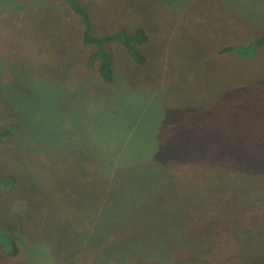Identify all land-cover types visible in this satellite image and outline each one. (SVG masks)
Returning <instances> with one entry per match:
<instances>
[{
  "label": "rangeland",
  "instance_id": "1",
  "mask_svg": "<svg viewBox=\"0 0 264 264\" xmlns=\"http://www.w3.org/2000/svg\"><path fill=\"white\" fill-rule=\"evenodd\" d=\"M79 1L146 61L109 44L106 83L63 1L0 0V264H264V45L221 51L264 0Z\"/></svg>",
  "mask_w": 264,
  "mask_h": 264
},
{
  "label": "trees",
  "instance_id": "2",
  "mask_svg": "<svg viewBox=\"0 0 264 264\" xmlns=\"http://www.w3.org/2000/svg\"><path fill=\"white\" fill-rule=\"evenodd\" d=\"M63 1L81 20L83 25V33H82V42L86 45H91L94 47V50L87 57V66L92 67L95 66V71L98 77L106 82L112 83L115 79V73L113 68V57L112 54L107 49V46L111 43H120L122 44L128 55L138 64H144L146 61V57L143 52L140 50L139 46L144 44L148 40V34L143 27H138L133 31H128L125 28H120L118 30H113L105 34L97 33L94 30L93 26V16L89 9L84 7L79 0H61ZM264 45V35H261L255 39H253L248 44H228L221 48V51L230 52L235 51L238 53H244V55H249L252 52L254 53L260 46ZM96 63V64H95ZM14 126V125H13ZM14 130L13 127H6L0 130V140L5 137L11 136ZM145 142V141H144ZM143 142V143H144ZM137 148V155L139 159L143 156L152 157L154 153L148 152L147 154L140 147ZM162 148V147H161ZM160 148V152L157 155H160L163 149ZM203 153L205 151L203 150ZM201 155V154H200ZM198 155V156H200ZM195 156V157H198ZM167 158L171 159L170 155H167ZM186 157H183L185 159ZM139 161L138 163H141ZM170 167V162L168 163ZM162 166L161 163L158 164V167ZM116 167H121V165H113L107 163L105 166V172H108V177H110L114 169ZM122 168V167H121ZM172 173L176 175V173L171 169ZM114 177L113 175L111 176ZM111 178V179H112ZM181 178V177H179ZM2 181V180H0ZM6 183H12L13 177H8L6 180H3ZM111 197L114 196L110 192ZM18 246L16 239L12 236L11 229L8 226L0 225V253H3L7 256H16L18 254Z\"/></svg>",
  "mask_w": 264,
  "mask_h": 264
}]
</instances>
